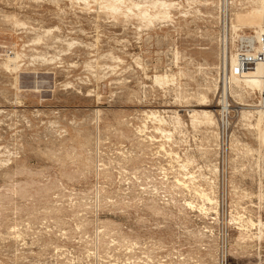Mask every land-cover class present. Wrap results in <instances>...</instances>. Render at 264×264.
<instances>
[{
  "label": "rangeland",
  "instance_id": "obj_1",
  "mask_svg": "<svg viewBox=\"0 0 264 264\" xmlns=\"http://www.w3.org/2000/svg\"><path fill=\"white\" fill-rule=\"evenodd\" d=\"M116 1L0 0V264H264L260 0Z\"/></svg>",
  "mask_w": 264,
  "mask_h": 264
},
{
  "label": "bare ground",
  "instance_id": "obj_2",
  "mask_svg": "<svg viewBox=\"0 0 264 264\" xmlns=\"http://www.w3.org/2000/svg\"><path fill=\"white\" fill-rule=\"evenodd\" d=\"M113 1V0H112ZM118 1V0H117ZM116 1V2H117ZM118 3V2H117ZM120 3V2H119ZM159 3V2H158ZM114 4V3H113ZM110 5V4H109ZM154 6V5H153ZM110 7V6H109ZM113 8L115 7V5L114 6H112ZM115 10H116V8H115ZM256 13L258 14V16H259V18H260V20H261V27H258V31L256 32L255 31V36H253V37H249L248 39H245V44H247V46L249 47V49L250 50H253V54H249L248 52H246V53H241V54H237V55H233V54H231L230 55V57H229V62H228V66L230 67V75H229V77L228 76H226L225 78H224V86H225V88H224V92H225V96H226V94H227V92H228V86H230V85H232V84H230L229 85V83H233V84H236V85H239L240 87L242 86V88L244 87V88H248V89H250L251 91H256V92H258L259 94H262V93H264V63H257L256 65H254L250 70H247V71H243V72H241V70L240 69H238V67L239 66H241V64L242 65H244V63H246V62H248V61H250V60H252V58L254 57V55L257 53V52H259V41H260V32H261V30H262V28H263V26H264V0H260L259 1V7H258V9H256ZM143 17H149V15L147 14V11H142L141 13H140ZM139 14V15H140ZM151 17V16H150ZM141 18V17H140ZM260 23V22H259ZM233 26V25H232ZM237 27V26H236ZM233 28H235V27H233ZM255 29H256V27H255ZM255 45L257 46V47H255ZM249 50V51H250ZM16 57V56H15ZM17 58V57H16ZM13 59V58H12ZM12 61V60H11ZM16 62V61H15ZM11 63V62H10ZM14 65V64H13ZM16 66V65H15ZM13 67V66H12ZM163 79V78H162ZM154 80L156 81V82H159V81H161V79H160V77L159 76H155L154 77ZM227 84V85H226ZM235 85V86H236ZM239 86H237V88L239 87ZM238 88V89H242V88ZM243 91H244V89H242ZM241 91V90H240ZM250 91V92H251ZM237 95H238V93H237ZM225 96H223V97H225ZM239 97V96H238ZM226 98V97H225ZM204 99V98H203ZM226 100L224 99V98H222V101H221V108H220V110H219V112H220V122H224V119H225V117H224V113H225V111H226ZM264 102V101H263ZM261 104V103H260ZM154 113V112H153ZM208 120V125L209 124H211L213 121H212V118H210V114L206 111H202L201 112ZM254 113L257 115V118L258 119H256L257 120V124H256V128L258 129L260 126V122L262 121V119L264 118V108L263 109H259V110H257V111H254ZM157 114V113H156ZM155 115V114H154ZM193 115V114H192ZM195 115H197V114H195ZM203 115H201V116H203ZM157 116V115H156ZM151 117V116H150ZM204 118V117H203ZM214 118V117H213ZM157 119V118H156ZM176 120V119H175ZM214 120V119H213ZM161 120H159V122H160ZM205 121V120H204ZM177 122V121H176ZM179 122V121H178ZM177 122V123H178ZM158 123V122H157ZM163 123V122H162ZM162 123H160V124H162ZM215 123V122H214ZM212 125V124H211ZM210 125V126H211ZM259 126V127H258ZM160 128V127H159ZM158 130V129H157ZM140 132V131H139ZM259 132H260V130H259ZM263 133H264V131H263ZM263 133H259V135H258V141L260 142V144H263L264 145V134ZM185 167H183V169H184ZM192 176V175H191ZM186 177V176H185ZM182 178H184V176L182 177ZM181 178V179H182ZM193 178V177H192ZM189 179V178H188ZM180 180V179H179ZM190 182H192L191 181V179H190ZM184 183V182H183ZM181 185V184H180ZM201 189V188H200ZM193 190H194V188H193ZM196 190H194V192H195ZM196 192H198V191H196ZM199 194V193H198ZM199 196H200V198H202L203 200L204 199H206L205 201H207V203H209L210 205L211 204H214L213 203V201L209 198V197H207L206 196V193H203V194H199ZM202 200V201H203ZM204 202V201H203ZM187 205H189L190 206V204L188 203ZM203 206V205H202ZM200 207H201V205H200ZM206 209V208H205ZM199 210H204V207H201ZM209 210V209H208ZM207 210V211H208ZM206 213V212H205ZM239 219V221H238V227L236 228V230H238V231H242L243 229L245 230V229H247L248 227H262V223L263 222H261L260 221V219H259V221L257 222V223H255V222H253L251 219H248L247 221H245V222H243V220H241L240 219V217L238 218ZM237 219V220H238ZM249 229V228H248ZM257 232V231H256ZM244 233H247V232H244ZM242 235V234H241ZM240 236V235H239ZM255 236H257L256 234H255ZM261 238H262V232H261V230H259V232H258V236H257V239H258V241L259 240H261ZM264 238V237H263ZM255 239H256V237H255Z\"/></svg>",
  "mask_w": 264,
  "mask_h": 264
},
{
  "label": "built area",
  "instance_id": "obj_3",
  "mask_svg": "<svg viewBox=\"0 0 264 264\" xmlns=\"http://www.w3.org/2000/svg\"><path fill=\"white\" fill-rule=\"evenodd\" d=\"M257 63H264V26L260 32L259 52L254 55L252 60L244 63V65L241 64L238 69H240L241 72L247 71L250 70ZM218 251L220 264H224V260L227 258V239L224 233L220 235Z\"/></svg>",
  "mask_w": 264,
  "mask_h": 264
}]
</instances>
